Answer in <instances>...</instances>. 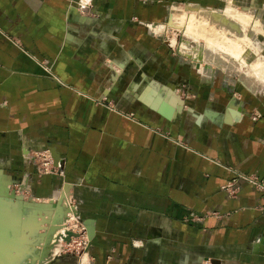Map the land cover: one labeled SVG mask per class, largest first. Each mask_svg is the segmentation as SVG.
Wrapping results in <instances>:
<instances>
[{
  "label": "crops",
  "instance_id": "1",
  "mask_svg": "<svg viewBox=\"0 0 264 264\" xmlns=\"http://www.w3.org/2000/svg\"><path fill=\"white\" fill-rule=\"evenodd\" d=\"M182 1L214 0H0V161L32 197L66 190L92 229L60 264H264V193L221 187L264 176V93L238 90L230 120L226 75L148 30ZM20 147L48 148L57 174L20 166Z\"/></svg>",
  "mask_w": 264,
  "mask_h": 264
},
{
  "label": "rangeland",
  "instance_id": "2",
  "mask_svg": "<svg viewBox=\"0 0 264 264\" xmlns=\"http://www.w3.org/2000/svg\"><path fill=\"white\" fill-rule=\"evenodd\" d=\"M210 5L212 6H203L199 3H187L184 1L179 2L174 7L172 6L168 10V16L166 19H164V21H162V23L158 25H151V28H149L148 25L147 27L148 30L150 29V31L158 37V39L162 40L163 43L170 47L171 52L174 53L173 57L183 61L185 63L184 65H188L189 67L194 66V70L200 72L204 76H213L217 73L226 75V79H228L229 81L225 83L226 85L223 84V86L229 85L227 86V92L229 93L228 98L229 101L232 102L228 106V109L231 106H236V110L233 114L228 116V118L230 120H235L236 118H238V114L239 117L241 115L240 113H242V116L245 115V113H243L241 109L237 108L241 104L244 105V102L242 103V98L236 95V92L238 90L243 89L244 92L249 93L250 95H252L250 92L257 93L258 95L264 93V82H258V84H256V86L252 90L251 84H249L247 81L248 75L247 73H245L246 69H249L254 60H264V0H214L210 2ZM191 6H195L196 9L201 8L200 10L203 11L209 12L213 10L214 12H216L211 15V18L207 17V20H204L205 22L201 20H197L196 22H194L193 24H195L196 27H201L202 24L205 23V30L207 31V29H217L216 24L218 23V21L222 25H224V23L233 24L235 25V29H237L236 32L238 31V33H240V38L244 37L243 39H245L246 41V43H244V47L242 44L238 45L236 43H233L231 45H228V49L225 52H222V54L220 50L215 48L217 51L216 53H214L215 57L207 58V55L205 56V52L207 53V51H212V49H209V46L214 47V45L207 44L206 39L202 36H199L196 39L197 41H194L186 34L185 25L183 26V28L178 26V23L183 22V20L186 21V19L188 18V12ZM227 9L237 12L238 14H244L245 16L247 15V18H251V20H249L248 22V27L245 32L241 31L240 23H234L231 20L230 22H226L224 21L225 19L223 20L224 22L222 21L220 15L225 13V10ZM199 21L200 23H198ZM207 22H209V25ZM211 22H213L212 25H210ZM182 44L183 46L187 45V49L189 50L188 52L182 50ZM239 46L241 47V49L243 48L245 50L243 55H241L243 59L244 56H246L244 60L238 58V55L240 53V51L238 50ZM241 56L240 58H242ZM242 60L244 65L241 64ZM181 84H183L185 87H182ZM181 84L178 85L179 89H185L188 86L187 81H182ZM172 92H174V89L169 88V93ZM174 98L177 99L176 96ZM171 99L172 98L167 100L170 101ZM182 99L183 105L186 106L185 98ZM96 102L104 103L106 105L109 104L106 103L105 98L101 99V101ZM155 102H159L158 99L157 101H154V103ZM163 103L165 102L163 101ZM248 116L253 121H256L261 117V114L258 112H249ZM20 148V166L23 165L25 167H34L37 176L57 174V168L55 167L56 163L52 154L51 156L53 159V167L51 168L52 170L49 169L48 172H46L42 167V159L36 157L34 158V155L42 153V151L48 148L35 150L31 147H26L27 149L23 148V151L22 147ZM13 166L16 167L15 161H0V184L5 185L6 190L8 191L6 196L8 200V208H3L0 205V226L4 229H0V246L9 245L14 238L21 236L23 229L28 224L26 223L28 222V218L33 215V218L35 219L34 221H36L39 226L43 228L48 227V231L45 230V242H42V247L40 248L41 251H38V253L40 254H35L30 264H60V260L62 258L70 254L74 255V253L69 251L71 249V246L68 245L72 236H74L71 224L75 223L76 221H82L78 216L74 199L65 192L66 190H59L58 192L44 199H37L35 197H32L33 195H30V191L27 190V188L30 186V173H26L27 175L20 174V176L17 177V175H14L10 172V169ZM231 171L233 172V176L231 177V179L227 180L224 185L221 186L224 187L225 184L227 185L228 183H230V188L235 189L234 194L226 191V189H223L229 196H234L237 193L239 185L241 183H246L252 186V184L245 179L246 177H251L254 175L262 177L257 173H245L238 171L237 169H232ZM63 201L66 203L67 207L64 208L65 211L63 210L64 214L58 215L59 210L62 211L60 207ZM46 219H49L48 222ZM51 237L53 240L51 239ZM44 255H46V258H44L46 259V261L43 259ZM4 258L5 257L0 254V264H3L2 260H4ZM196 264H212V262L209 259H199Z\"/></svg>",
  "mask_w": 264,
  "mask_h": 264
},
{
  "label": "bare ground",
  "instance_id": "3",
  "mask_svg": "<svg viewBox=\"0 0 264 264\" xmlns=\"http://www.w3.org/2000/svg\"><path fill=\"white\" fill-rule=\"evenodd\" d=\"M200 9L199 8L196 9L195 6H193V7L191 6L189 8L188 18L186 19V21L183 20V22H181V23H178V22H175V23H178V26H180L181 28H183V26L185 25L186 26V28H185L186 34L189 37H191L194 41H197L196 39L199 36H202L203 38L206 39L207 44H213L214 45V47L209 46V49H212V51H207V53L205 52V56L207 55L206 56L207 58L208 57L209 58L215 57L214 53L217 52L215 48L220 50L221 54H222V52H225L228 49V45H231L233 43L234 44L236 43L238 45L242 44L244 47V45H245L244 43H246V41H245V39H243L244 37L240 38L241 37L240 33H238V31L236 32L237 29H235V27H234L235 25H233V24L224 23V25H222L218 21V23L215 22V23H217L216 24L217 29H215V30L214 29H207V31L205 30V23H203L201 27H199V26L196 27L195 24H193L194 22H196L197 20H201V21L205 22L207 20V17L211 18V15L216 13L213 10L208 12V11H203ZM220 16H221L222 21L225 19L224 21H226V22H230V20H231L234 23H240L242 32H245L247 30L248 22H249V20H251V18H249V17L247 18V15L245 16L244 14H238L237 12L230 11L229 9L225 10V13L221 14ZM198 23H200V21ZM207 23L209 25V22H207ZM212 23L213 22H211L210 25H212ZM226 25H227V27H226ZM229 27H231L232 29ZM205 39H204V41H205ZM182 46H183V44H182ZM182 50H184L185 52L189 51L187 49V45L183 46ZM238 50L240 51L238 58L243 59V57L241 55H243L245 50L243 48L241 49L240 46L238 47ZM240 56L242 58H240ZM245 57L246 56H244V59H245ZM243 60H242L241 64L244 65ZM237 63H240V62H237ZM218 64H220V63H218ZM245 73H247V75H248L247 81L249 84H251V89L253 90L254 87L256 86V84H258V82H260V81L264 82V60H254L252 65L249 67V69H246ZM252 85H254V86H252ZM7 193H8V191L6 190L5 185L0 184V205L3 208H8V200L6 198ZM61 200H63V199H61ZM65 207H67V205L63 201L61 203V207H60L62 209V211L59 210L58 215L64 214L63 210L65 211V209H64ZM33 217L34 216L32 215L28 218V222H26L28 224L23 229L21 236L14 238L12 240L11 244H9V245H1L0 246V254H2L3 257H5L4 260H2L3 264L4 263H7V264H30V262H32L31 261L32 258L35 256V254L36 255L40 254V253H38V251L42 247V242L43 243L45 242L44 234L46 233L45 230L48 231V227L43 228V227L39 226V224L36 221H34L35 219ZM50 217H51V214H50ZM48 220H47V222H48ZM0 229L4 230L1 226H0ZM52 237H54V236H52ZM52 237H51V239H52ZM45 256L46 255H44L43 259L46 258ZM44 260L46 261V259H44Z\"/></svg>",
  "mask_w": 264,
  "mask_h": 264
},
{
  "label": "built area",
  "instance_id": "4",
  "mask_svg": "<svg viewBox=\"0 0 264 264\" xmlns=\"http://www.w3.org/2000/svg\"><path fill=\"white\" fill-rule=\"evenodd\" d=\"M35 157L42 159V167L46 172H48L49 169L53 167L52 166L53 159L51 156V152L48 149H45L44 151H42V153H38L34 155V158ZM245 179L249 183H251L252 186H254L257 190L264 193V177L263 176L259 177V176L254 175L251 177H246ZM223 188L232 194H234L235 192V189L230 188V183L225 185ZM71 226H72V231L74 233V236H72L70 243H68V245L71 246V249L69 251L74 253V255H81V254L87 253L90 247V239L87 235L85 225L83 224L82 221H76L75 223L71 224Z\"/></svg>",
  "mask_w": 264,
  "mask_h": 264
},
{
  "label": "water",
  "instance_id": "5",
  "mask_svg": "<svg viewBox=\"0 0 264 264\" xmlns=\"http://www.w3.org/2000/svg\"><path fill=\"white\" fill-rule=\"evenodd\" d=\"M85 227H86L87 235H88L89 239H91L92 238V229H91V226L86 225Z\"/></svg>",
  "mask_w": 264,
  "mask_h": 264
}]
</instances>
